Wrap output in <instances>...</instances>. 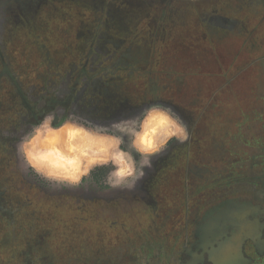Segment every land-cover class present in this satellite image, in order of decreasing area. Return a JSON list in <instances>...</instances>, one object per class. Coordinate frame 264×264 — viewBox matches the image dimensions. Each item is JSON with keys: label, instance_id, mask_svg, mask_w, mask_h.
<instances>
[{"label": "rangeland", "instance_id": "obj_1", "mask_svg": "<svg viewBox=\"0 0 264 264\" xmlns=\"http://www.w3.org/2000/svg\"><path fill=\"white\" fill-rule=\"evenodd\" d=\"M182 1L0 0V264H194L185 248L199 215L217 207L218 187L264 205V108L225 132L221 120L183 122L187 139L171 140L134 186H111L110 166L73 185L37 172L18 151L49 113L109 125L154 105L170 109L168 101L181 108L159 83L180 87L176 71L192 81L217 72L219 48L205 41L209 23L183 16ZM168 46L187 60L165 74ZM196 103L191 110L202 112Z\"/></svg>", "mask_w": 264, "mask_h": 264}, {"label": "crops", "instance_id": "obj_2", "mask_svg": "<svg viewBox=\"0 0 264 264\" xmlns=\"http://www.w3.org/2000/svg\"><path fill=\"white\" fill-rule=\"evenodd\" d=\"M215 1L212 6L203 1L190 2L187 0L179 4L182 5L181 10L183 12L187 11V14L182 12L183 16H188L189 12L190 16L194 14L199 20H203L207 16H214L216 18L217 26H211L208 29L214 35L217 34L215 38L211 39L212 41L216 40L219 47L217 48V72H208L206 75L200 74L197 81H192L190 77L195 74L176 71L175 73L180 75V87L174 88L173 83H170L171 85L159 83V85H162L161 93L163 96L173 97L177 101L180 100L182 102L181 108H177V104L173 105L169 101L166 105L172 111H177L176 114L183 122L193 121L201 123L203 119V122L208 124L221 120L222 123L224 122L223 132H225L232 122L239 120V117L242 118L244 116L247 120V114L250 116L257 115L258 111L261 112L259 113L260 115L263 113L261 109L264 108V0ZM181 40L182 42L184 41L183 38ZM169 52L168 46L167 56L170 57V61L166 65L167 71L165 74L173 73L171 70L175 69L174 61H179V56H181L180 61L187 60L184 54H177V52L171 51L172 54L169 55ZM225 62L231 63V65L228 67L221 66ZM176 89H181V93L180 91H174ZM204 91L210 93H207L209 97L207 95L206 100H198V103H196L197 99H192L191 95H199L200 97L201 94H205ZM102 100L105 106L106 99L102 97ZM193 101L197 105H201L202 112L197 113L195 111L194 113L191 110ZM245 106L247 107V111L251 108L250 111L246 112ZM261 116L264 118V114ZM197 126L198 124L195 128ZM187 127L189 129V124H187ZM199 132L198 137L199 142H201L204 133L202 129ZM214 137H217V140L213 139L214 148H217L218 154L223 153V150H221L223 149L221 141V138H223L222 131L216 136L214 135ZM217 189L220 192L217 203L222 204L220 201L226 198V194L223 191L230 190V187L222 185ZM218 206L217 209L222 208L221 211H223L224 206ZM229 206L233 208L232 205ZM232 210L229 209L230 213ZM244 211L239 214L241 218L247 217L246 212L243 213ZM230 219L236 223L235 219H232L231 216ZM235 223L234 225H236ZM238 257L235 253L234 256L232 254L228 255V258L220 264H240Z\"/></svg>", "mask_w": 264, "mask_h": 264}, {"label": "clouds", "instance_id": "obj_3", "mask_svg": "<svg viewBox=\"0 0 264 264\" xmlns=\"http://www.w3.org/2000/svg\"><path fill=\"white\" fill-rule=\"evenodd\" d=\"M187 127L171 109L154 105L133 118L98 125L84 117L46 114L22 136L19 153L28 165L50 178L79 184L96 167L110 166L108 183H135L151 168L152 158Z\"/></svg>", "mask_w": 264, "mask_h": 264}, {"label": "flooded vegetation", "instance_id": "obj_4", "mask_svg": "<svg viewBox=\"0 0 264 264\" xmlns=\"http://www.w3.org/2000/svg\"><path fill=\"white\" fill-rule=\"evenodd\" d=\"M201 1L210 6L216 2L215 0ZM203 22L209 23L210 26H217L214 16L205 17ZM208 36L214 38L217 35L212 33ZM210 37L204 36L205 39H212ZM189 171L188 167L190 174ZM237 198L229 196L220 201L222 204L217 203L218 207L224 206L223 211H221L222 208L216 207L206 217L199 215L200 219L193 226L196 241L191 245L188 242L185 248L189 262L220 264L228 258V255L234 256L235 253L239 256L240 264H264V205L256 203L254 199L241 201ZM262 198L264 200V194ZM229 209L235 210L230 213ZM242 211L246 212V218H241L239 215ZM230 216L236 223L231 221Z\"/></svg>", "mask_w": 264, "mask_h": 264}]
</instances>
